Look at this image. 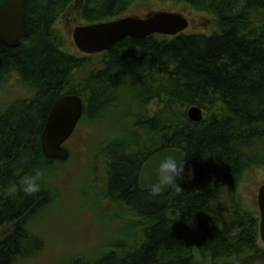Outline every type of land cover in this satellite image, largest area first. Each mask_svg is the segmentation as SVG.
I'll use <instances>...</instances> for the list:
<instances>
[{"label":"trees","instance_id":"trees-1","mask_svg":"<svg viewBox=\"0 0 264 264\" xmlns=\"http://www.w3.org/2000/svg\"><path fill=\"white\" fill-rule=\"evenodd\" d=\"M75 1L27 0L30 36L15 48L0 44V89L15 76L29 93L0 104V264L43 248L27 226L49 205L52 187L43 183L35 196L7 188L67 161L46 157L41 145L64 94L83 97L82 120L106 121L104 198L125 209L131 231L97 260L73 264H264L260 214L240 193L247 172L264 166V0H158L210 14L218 28L126 37L98 60L66 51L56 26ZM146 1L82 0L81 16L110 21ZM192 106L203 109L199 123L188 116ZM164 147L187 153L186 178L177 181L180 193L152 196L140 188V170Z\"/></svg>","mask_w":264,"mask_h":264},{"label":"rangeland","instance_id":"rangeland-1","mask_svg":"<svg viewBox=\"0 0 264 264\" xmlns=\"http://www.w3.org/2000/svg\"><path fill=\"white\" fill-rule=\"evenodd\" d=\"M82 5V0L73 2L56 26L66 39V51L87 56L73 39L74 29L87 24L81 16ZM156 11H174L187 17L190 24L185 33L210 34L218 28L216 18L210 14L195 12L187 5L175 6L158 0L136 3L124 16L146 17ZM92 55L98 60L97 54ZM18 96H29V93L17 77L12 76L0 89V104ZM150 108L153 111L155 105ZM103 130H106L104 120H82L65 144L70 151L69 159L50 169V174L47 171L43 183L52 187L53 197L27 226L42 240L43 248L35 255L21 259L18 264H73L77 258L95 261L97 251L102 247L130 239V218L120 216L125 209L104 198L107 162L99 150ZM244 177L240 193L247 205L259 212L257 194L264 183V166L253 167Z\"/></svg>","mask_w":264,"mask_h":264},{"label":"water","instance_id":"water-1","mask_svg":"<svg viewBox=\"0 0 264 264\" xmlns=\"http://www.w3.org/2000/svg\"><path fill=\"white\" fill-rule=\"evenodd\" d=\"M27 0H6L0 4V44L11 48L18 47L30 36L25 10ZM189 20L183 14L174 11H156L146 17L122 16L120 18L77 26L73 39L78 49L88 55L110 50L119 40L131 37L143 39L158 34L176 36L189 27ZM85 101L78 94H64L53 104L47 118L41 145L46 157L68 160L70 151L65 143L75 132L83 118ZM188 116L193 122L204 119L201 108L192 106ZM175 155L187 160V153L178 147H164L153 152L144 162L139 175V185L146 191L149 182H155L154 168L159 167L167 155ZM170 189L160 195L167 196ZM258 207L260 213L259 233L264 245V183L258 190Z\"/></svg>","mask_w":264,"mask_h":264},{"label":"clouds","instance_id":"clouds-1","mask_svg":"<svg viewBox=\"0 0 264 264\" xmlns=\"http://www.w3.org/2000/svg\"><path fill=\"white\" fill-rule=\"evenodd\" d=\"M187 161L180 159L175 155H167L159 163V167L154 168L153 171L156 176L155 182H149L146 185L147 192L152 196H160L163 192L175 190L180 193L182 188L179 183L180 179H185V169ZM47 175L46 169L36 168L32 174L25 175L19 185L13 183L7 188L8 195H14L17 191H22L26 196H35L42 190V184ZM192 175V170H188V176Z\"/></svg>","mask_w":264,"mask_h":264},{"label":"bare ground","instance_id":"bare-ground-1","mask_svg":"<svg viewBox=\"0 0 264 264\" xmlns=\"http://www.w3.org/2000/svg\"><path fill=\"white\" fill-rule=\"evenodd\" d=\"M196 107H199V106H196ZM191 108V107H190ZM200 108V107H199ZM202 109V108H201ZM202 111H203V109H202Z\"/></svg>","mask_w":264,"mask_h":264}]
</instances>
